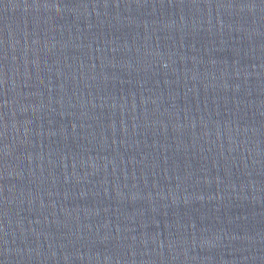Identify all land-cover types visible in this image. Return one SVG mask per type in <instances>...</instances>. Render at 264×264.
I'll use <instances>...</instances> for the list:
<instances>
[{
  "label": "water",
  "instance_id": "obj_1",
  "mask_svg": "<svg viewBox=\"0 0 264 264\" xmlns=\"http://www.w3.org/2000/svg\"><path fill=\"white\" fill-rule=\"evenodd\" d=\"M0 264H264V0H0Z\"/></svg>",
  "mask_w": 264,
  "mask_h": 264
}]
</instances>
